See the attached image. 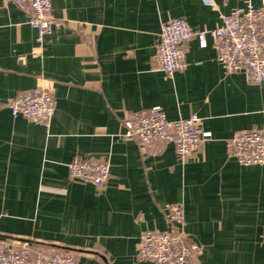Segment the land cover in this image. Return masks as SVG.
<instances>
[{"label":"crops","instance_id":"crops-1","mask_svg":"<svg viewBox=\"0 0 264 264\" xmlns=\"http://www.w3.org/2000/svg\"><path fill=\"white\" fill-rule=\"evenodd\" d=\"M51 0L59 26L36 43L29 11L0 0V237L62 252L77 264H153L136 255L140 234L166 231L179 204L183 233L199 247L189 264H264V165L241 166L226 141L264 135V89L226 74L211 38L184 45L166 75L155 45L160 23L182 18L193 33L246 0ZM259 6V0H250ZM41 87L55 100L49 125L13 117L8 102ZM159 107L170 121L198 118L210 133L193 156L170 143L141 150L127 115ZM105 162L101 188L68 177L73 159Z\"/></svg>","mask_w":264,"mask_h":264},{"label":"built area","instance_id":"built-area-1","mask_svg":"<svg viewBox=\"0 0 264 264\" xmlns=\"http://www.w3.org/2000/svg\"><path fill=\"white\" fill-rule=\"evenodd\" d=\"M19 8L29 11V25L36 31V43L59 26L51 13V0H11ZM254 6L246 0L243 9L230 14L219 13L218 25L208 32L189 28L182 18H171L160 23L155 45L158 68L166 75L180 70L185 62L184 45L193 37L200 48L206 47V36L213 43L216 59L226 74L242 71L247 83L264 89V0ZM206 4L216 10L213 0ZM55 100L44 88L37 87L18 93L7 107L13 117L48 126L55 111ZM198 118L170 121L159 107L127 115L123 122L125 136L136 139L141 150L157 143L173 145L177 159L186 161L210 138L197 126ZM226 153L241 166L264 165V135L260 131H243L226 141ZM68 177L83 184L101 188L109 180V167L105 162L73 159L68 165ZM166 231L147 230L140 234L136 255L153 264H189L199 247L191 244L183 233V212L179 204L168 207ZM264 239V233H263ZM0 264H77L62 252L32 249L17 238L0 237Z\"/></svg>","mask_w":264,"mask_h":264}]
</instances>
